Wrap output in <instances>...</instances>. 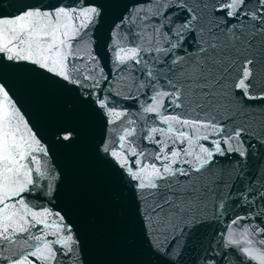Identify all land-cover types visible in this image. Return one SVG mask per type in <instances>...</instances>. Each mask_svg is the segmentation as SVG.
<instances>
[{"label": "water", "instance_id": "95a60500", "mask_svg": "<svg viewBox=\"0 0 264 264\" xmlns=\"http://www.w3.org/2000/svg\"><path fill=\"white\" fill-rule=\"evenodd\" d=\"M76 2L0 0V17H15L30 6H70ZM88 2L94 3L101 15L82 37L78 54L85 59L77 61L78 70L73 75L80 79L84 73L91 79L82 83L98 82V86L86 88L68 83L31 64H14L0 57V83L10 88L28 126L47 149L46 156L33 153L39 158L44 175H39L33 166L34 185L29 186L33 190L22 194L25 203L35 212L47 209L53 213L44 217L49 223L59 213L76 241L67 255H60L66 249L53 245L58 250L53 264H212L213 257L219 261L225 251V229L238 238L244 225L256 227L264 219V199L260 195L264 193V99H245L231 80L224 83L211 115L227 126L226 132L246 130L244 147L248 155L242 158L236 152L217 154L213 164L202 172L176 177L189 182L186 186L196 184L209 191L202 202L191 205L186 217H174L166 227L161 226V217L151 213L156 198L144 194L159 190L145 189L142 193L137 182L103 147L120 151L119 137L126 129L134 128V135L124 141L125 147L133 141L138 152H145L144 161L159 165L154 160L156 145L147 142L145 136L153 126H166L144 109L155 103L152 97L157 92L171 90L169 78L183 80L184 73L177 70L202 58L205 53L200 48L206 47L214 36L226 40L233 34L240 35L254 21L225 17L216 10L225 0ZM258 7V0H251L249 11ZM186 22L190 25L187 30L183 27ZM171 44L177 46L172 48ZM114 45L147 51H141L144 59L140 64L130 61L132 66L127 68L117 62ZM100 99L106 101L107 109L99 107ZM162 103L168 108L167 98H162ZM110 111L121 115H108ZM180 111L168 108L165 114ZM192 118H196L195 114ZM65 133L71 138L63 139ZM156 138L161 137L157 134ZM213 138L216 137L210 135ZM199 143L213 147L206 140ZM232 147H238L235 140ZM186 159L191 161L192 157ZM182 166L187 168L188 164ZM132 167L135 170L136 165ZM237 216L250 219L232 225L230 221ZM30 231L34 235L47 232L49 241L57 239L52 235L55 229L41 224ZM27 235L16 236L17 242L13 243L0 240V264H10L34 250L35 241L21 240ZM227 250L231 252L232 248ZM241 259L232 255L225 264H240Z\"/></svg>", "mask_w": 264, "mask_h": 264}, {"label": "snow or ice", "instance_id": "6c2138e0", "mask_svg": "<svg viewBox=\"0 0 264 264\" xmlns=\"http://www.w3.org/2000/svg\"><path fill=\"white\" fill-rule=\"evenodd\" d=\"M250 2L251 0H225L217 6L216 10L224 13L227 18L237 21L247 18L254 23L246 28V32L233 34L226 40L214 36L206 47L200 48L205 53L202 58L177 70L184 73L183 80L177 82L169 78L167 83L171 90L157 92L152 97L155 103L144 109L145 112L154 113L159 123L166 126H153L145 136L147 142L156 145L154 160L159 165L144 161L142 158L145 157V152H138L133 141H128V146L125 147L124 141L134 135V128L126 129L119 137L120 151L110 146L103 147V151L113 157L137 182L136 187L142 193L145 189L159 190L144 194L156 198L151 213L154 217L162 218V227H166L174 217H186L191 205L202 202L209 191L196 184L186 186L189 182L179 181L176 177L202 172L213 164V157L217 154L236 152L242 158L248 155L247 148L244 147L248 138L246 130L238 128L226 132L227 126L219 124L211 113L219 103L218 95L228 80L232 81L235 89L240 90L243 98L264 99V0H258L259 7L254 11H249ZM100 15V10L94 3L77 0L70 6H30L15 17H0V57L14 64H31L68 83L86 88L96 87L98 82L82 83L91 77L81 73L80 79H77L73 73L78 70L77 61L85 59L78 54L82 37ZM191 19H196L194 13ZM183 27L187 30L190 25L186 22ZM176 46L170 45L172 48ZM113 50L116 52L117 62L127 65V68L132 66L130 61L140 64L144 59L140 55L141 51H147L118 45H114ZM88 67L91 68V65ZM10 92L6 84L0 83V240L13 243L17 242L14 239L16 236L28 233L27 236H21V240L35 241L34 250L24 253L10 264H53L58 251L53 245L66 249L60 255H67L76 241L73 240L70 226L64 225V218L59 213H55L56 218L49 223L44 217L53 213L47 209L35 212L25 203L22 194L33 190L29 187L34 185L33 166L39 175H44L40 170V160L33 153L39 152L46 156L47 149L28 126ZM162 98H167L168 108L181 111L165 114L168 108H165ZM99 107L107 109L108 104L100 99ZM193 114L196 118H192ZM108 115L119 117L121 114L110 111ZM110 122L114 123L115 120ZM157 134L160 139L156 138ZM210 135L216 138L210 139ZM70 138L68 133L63 136L65 140ZM201 139L209 141L213 147L200 144ZM233 140L238 143V147H232ZM222 141L224 146H221ZM177 144H184L185 147L179 148ZM130 156L136 159L130 160ZM186 157H192V160L189 161ZM133 164L136 165L135 170ZM183 164H188V167H183ZM260 195L264 199V193ZM245 219L250 217L237 216L230 223L239 225ZM37 224L55 229L52 235L57 239L47 240V232L32 234L30 229ZM225 234L222 258L217 261L213 257L212 264H225V260L232 255L243 257L240 264H264V219L256 227L244 225L238 238H234L235 233L230 229H225ZM229 247L232 248L231 252L227 250Z\"/></svg>", "mask_w": 264, "mask_h": 264}]
</instances>
